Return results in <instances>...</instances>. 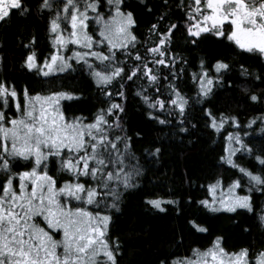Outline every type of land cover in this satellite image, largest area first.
<instances>
[{
	"label": "snow or ice",
	"instance_id": "1",
	"mask_svg": "<svg viewBox=\"0 0 264 264\" xmlns=\"http://www.w3.org/2000/svg\"><path fill=\"white\" fill-rule=\"evenodd\" d=\"M180 2L187 9L186 31L193 45L211 33L247 53L264 55V0ZM38 11L51 13L49 31L55 51L42 67L32 51L24 61L26 67L49 77L74 69V63L86 65L98 89L112 102L91 119L69 117L62 101L78 99L75 92L33 95L27 86L18 91L15 85L0 81V264H118L119 240L113 242L108 231L111 210L119 209L122 190L136 187L141 171L130 150L132 138L124 133L121 114L125 108L114 97L126 99V82L141 80L137 95L148 105L150 118L165 124L169 122L163 118L165 113L185 116L191 98L184 95L179 81L186 69L179 67L173 73L177 56L169 54L178 26L173 23L161 30L159 23L152 24L148 32L156 39L145 42L141 53L137 47L141 41L134 31L137 20L125 8V0H40ZM15 12L26 15L31 9L26 0H0V22ZM91 24L96 25L98 35L90 32ZM35 41L33 36L30 44ZM179 59L188 63L183 56ZM199 67V72L192 73L199 85L194 102L212 93L215 81L223 80L230 64L216 60L212 66L215 74L203 59ZM262 78L264 73L256 76ZM249 98L264 102V95L250 93ZM206 111L210 126L217 131L229 120L240 127L235 117H217L211 109ZM227 140V155L221 159L238 168L242 177L228 186L223 199L217 200L215 195L221 182L210 185L212 198L200 204L212 212L254 211L252 193L264 194V152L246 144L239 132L228 133ZM160 151L156 148L149 155ZM240 151L252 155L259 172L235 162L233 157ZM50 163L58 164L62 175L51 174ZM244 177L249 194L240 195L235 190ZM147 203L165 212V205L176 202L160 197ZM260 220L264 222V212ZM191 223L196 230L208 232L207 227ZM223 241L217 236L206 249L193 248L191 255L165 258L160 264H264V249L253 256L247 247L229 251Z\"/></svg>",
	"mask_w": 264,
	"mask_h": 264
},
{
	"label": "trees",
	"instance_id": "2",
	"mask_svg": "<svg viewBox=\"0 0 264 264\" xmlns=\"http://www.w3.org/2000/svg\"><path fill=\"white\" fill-rule=\"evenodd\" d=\"M185 2L191 4L192 0ZM26 3L30 14L15 12L6 22H0V81L15 85L18 91L27 86L33 95H46L54 90L75 92L78 99L62 101L66 115L91 119L99 108L108 107L112 101L98 89L86 65L81 67L74 63V69L49 77L26 67L24 61L32 51L39 63L52 52L51 13L38 11L40 0H26ZM125 8L136 17L134 31L141 41L137 45L141 53L145 42L156 39L148 32L152 24L159 23L161 30L173 23L178 26L169 44V54L177 56L178 67L172 71L178 72L179 67L186 69L180 73L179 83L184 95L191 99L183 118L174 112L165 113L163 118L169 122L161 124L148 116V105L137 95L141 80L126 82V99L114 97L125 108L121 114L124 133L132 138L130 150L141 171L136 187L122 190L119 209L111 210L108 231L113 242L119 240L118 264H160L165 258L191 255L193 248L206 249L217 236L224 238V247L229 251L247 247L254 256L264 249V222L260 220L264 194L252 193L254 211L239 208L234 213L212 212L200 201L209 199L210 185L220 181L222 186H227L242 177L238 168L221 159L227 155L228 133L239 132L246 144L258 153L264 152V131L261 130L264 129V102H253L249 98L250 93L264 95V78L256 79L264 73V58L211 33L202 35L193 45L186 31L187 9L180 0H125ZM89 30L92 32L91 25ZM33 36L36 41L30 44ZM180 56L188 63L183 64ZM202 59L211 74H215L212 66L216 60L226 61L230 69L223 73L222 81H215L208 97L194 102L199 85L192 79V73L201 70ZM167 74L164 69V75ZM207 109L217 117L237 118L240 127L229 120L219 131L213 129ZM156 148H160V153L149 155ZM233 159L243 167L260 171L247 152H237ZM49 168L51 174L62 175L58 164L50 163ZM246 180V177L241 180V193ZM160 197L176 203L165 205V212L147 203L149 199ZM191 221L207 227L208 232L196 230Z\"/></svg>",
	"mask_w": 264,
	"mask_h": 264
},
{
	"label": "rangeland",
	"instance_id": "3",
	"mask_svg": "<svg viewBox=\"0 0 264 264\" xmlns=\"http://www.w3.org/2000/svg\"><path fill=\"white\" fill-rule=\"evenodd\" d=\"M227 27H228V26L226 25V30H227ZM91 28H92V32H94L93 34L98 35L97 32H96V25H95V24H91ZM49 34H50V36H51L52 52L49 54V56H48L47 58H49V57L51 56V54L55 51V46H54L53 36H52V34L50 33V31H49ZM72 47H75V46H74V45H70V48H72ZM66 54H67V55H71V51H68ZM260 55H261V54H260ZM261 56L264 58V55H261ZM43 63H44V60H43L41 63H39L41 67L43 66ZM57 73H60V72H57ZM57 73H54V74H57ZM54 74H52V75H54ZM246 182H247V184L245 185L243 192L241 193V192L239 191V188H238V189L235 190L236 193H238V194H240V195H247V194H248V181L246 180ZM216 184H217V183H215V184H213V185H216ZM229 185H230V184H229ZM229 185H227V186H222V185L220 184V187L217 188V190H216V194H215L217 200H219V199H223L225 196L228 195V186H229ZM212 196H213V193L209 190V199H211ZM218 206H219V205H218ZM238 209H239V208H238ZM221 211H226V210L221 209L220 211H217V212H221Z\"/></svg>",
	"mask_w": 264,
	"mask_h": 264
}]
</instances>
